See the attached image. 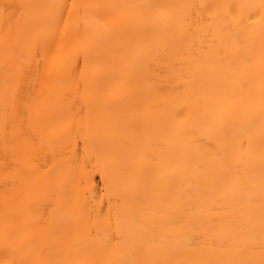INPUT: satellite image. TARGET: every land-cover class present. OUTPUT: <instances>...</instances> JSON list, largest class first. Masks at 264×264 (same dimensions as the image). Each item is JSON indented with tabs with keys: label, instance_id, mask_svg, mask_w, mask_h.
<instances>
[{
	"label": "bare ground",
	"instance_id": "bare-ground-1",
	"mask_svg": "<svg viewBox=\"0 0 264 264\" xmlns=\"http://www.w3.org/2000/svg\"><path fill=\"white\" fill-rule=\"evenodd\" d=\"M0 264H264V0H0Z\"/></svg>",
	"mask_w": 264,
	"mask_h": 264
}]
</instances>
